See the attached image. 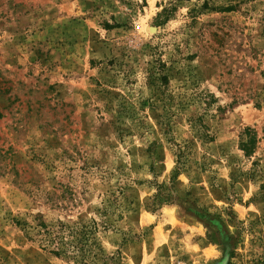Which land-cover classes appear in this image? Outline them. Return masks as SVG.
<instances>
[{
  "label": "rangeland",
  "instance_id": "1",
  "mask_svg": "<svg viewBox=\"0 0 264 264\" xmlns=\"http://www.w3.org/2000/svg\"><path fill=\"white\" fill-rule=\"evenodd\" d=\"M0 264H264V0H0Z\"/></svg>",
  "mask_w": 264,
  "mask_h": 264
},
{
  "label": "trees",
  "instance_id": "2",
  "mask_svg": "<svg viewBox=\"0 0 264 264\" xmlns=\"http://www.w3.org/2000/svg\"><path fill=\"white\" fill-rule=\"evenodd\" d=\"M245 134H246L247 140L241 146H242V150L245 153L249 154L251 151V146L254 144L255 139H254V135L250 129H247ZM176 157H177V164H179L180 159H181L179 154ZM176 171H179L178 167H177ZM176 173H178V172H176Z\"/></svg>",
  "mask_w": 264,
  "mask_h": 264
}]
</instances>
